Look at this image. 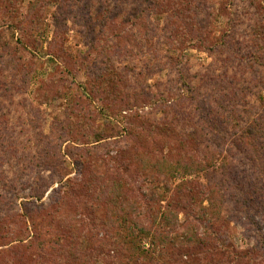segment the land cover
<instances>
[{
  "label": "rangeland",
  "instance_id": "rangeland-1",
  "mask_svg": "<svg viewBox=\"0 0 264 264\" xmlns=\"http://www.w3.org/2000/svg\"><path fill=\"white\" fill-rule=\"evenodd\" d=\"M0 264H264V0H0Z\"/></svg>",
  "mask_w": 264,
  "mask_h": 264
},
{
  "label": "trees",
  "instance_id": "trees-1",
  "mask_svg": "<svg viewBox=\"0 0 264 264\" xmlns=\"http://www.w3.org/2000/svg\"><path fill=\"white\" fill-rule=\"evenodd\" d=\"M140 14H141V16H140V15H139V16L142 17V18H143V17H145V18L147 17V15L144 14V11H143V10L141 11ZM134 17H136V15L133 16V18H129L130 20L127 19V21L130 22L132 19H134ZM140 17H139V18H140ZM136 18H137V17H136ZM139 18H137V19H139ZM11 25H12V24H11ZM175 27H176V26H175L174 21L170 20V22H168L167 27L165 28V31H166V32H168V31H169V32H177L178 30H174ZM10 28H11V27H10ZM176 28H178V27H176ZM181 28L184 29V27H181ZM136 38H137V37H136ZM229 43H231V42H229ZM233 44H234L236 47L231 48L230 51L232 52L234 49H237V51H238V46H237V44H236V43H233ZM217 47H218V46H217ZM212 49H214V48H211V49H209L208 51L211 52ZM237 51H236V52H237ZM213 52H214V51H213ZM231 82H232V84L237 85L236 83L239 82V78H234V79L232 78V79H231ZM223 97L226 98L225 94H223ZM218 115H219V117L221 118V120H223V115H222V113H221V112H218ZM190 130H191V129H189V131H190ZM163 171H164V170L161 169V168H160V169H159V168H155V169H154V168H150L147 172H149V173H154V176H153V174L150 175V176L147 174V178L155 182V180H156V178L158 177L159 173H162ZM113 211H114V212H117L116 209L113 210ZM121 211H122V210H119V212H121ZM125 213H126L125 215H128V216H129V215L131 214V211L127 209V211H125ZM109 216H110V215H109ZM112 216H113V215H112Z\"/></svg>",
  "mask_w": 264,
  "mask_h": 264
}]
</instances>
